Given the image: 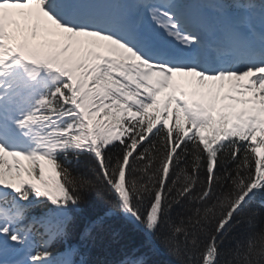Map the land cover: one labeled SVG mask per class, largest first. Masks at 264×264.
<instances>
[{
    "label": "snow or ice",
    "instance_id": "obj_1",
    "mask_svg": "<svg viewBox=\"0 0 264 264\" xmlns=\"http://www.w3.org/2000/svg\"><path fill=\"white\" fill-rule=\"evenodd\" d=\"M93 193L177 264H264V0H0V264H76Z\"/></svg>",
    "mask_w": 264,
    "mask_h": 264
},
{
    "label": "trees",
    "instance_id": "obj_2",
    "mask_svg": "<svg viewBox=\"0 0 264 264\" xmlns=\"http://www.w3.org/2000/svg\"><path fill=\"white\" fill-rule=\"evenodd\" d=\"M152 137V134H149ZM155 142V140L153 141ZM145 148L151 146L147 142H143ZM162 147V145H158ZM143 151V149H139ZM131 159V158H130ZM191 156L188 157L187 166L191 167ZM143 164L134 165V167H142ZM180 167H185L181 164ZM206 176V171L201 169L200 179L203 180ZM114 200L111 196H106L104 199L97 196L95 193L88 196L87 202L81 206V210L84 214L91 217L104 216V222L100 224L95 232L92 234V241L96 244L95 248L101 250L98 256L104 257L103 255L109 256V260L104 261L103 264H123L124 261L129 259H135L137 257H144L149 264H177L176 259L169 255L163 248L159 247L157 242V252L146 244L145 234L134 222L125 219L118 211H115V215L106 216L105 212L109 210L110 204L106 201ZM258 207V205H254ZM88 212L90 215H88ZM181 212L179 206L174 207L172 216L175 219L177 214ZM97 220V218H94ZM261 226H264V217L258 218L253 221L250 231H258ZM248 229V224L245 222L240 228L236 229L233 233L234 236L240 239H245L241 233ZM155 242V238H153ZM82 259V258H81Z\"/></svg>",
    "mask_w": 264,
    "mask_h": 264
},
{
    "label": "bare ground",
    "instance_id": "obj_3",
    "mask_svg": "<svg viewBox=\"0 0 264 264\" xmlns=\"http://www.w3.org/2000/svg\"><path fill=\"white\" fill-rule=\"evenodd\" d=\"M14 11H18V10H14Z\"/></svg>",
    "mask_w": 264,
    "mask_h": 264
}]
</instances>
